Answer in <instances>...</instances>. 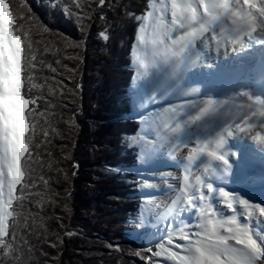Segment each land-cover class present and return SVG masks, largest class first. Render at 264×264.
<instances>
[{"label":"snow or ice","instance_id":"snow-or-ice-1","mask_svg":"<svg viewBox=\"0 0 264 264\" xmlns=\"http://www.w3.org/2000/svg\"><path fill=\"white\" fill-rule=\"evenodd\" d=\"M73 2L76 8L85 6ZM97 2L105 4V0ZM24 6L21 0L19 8ZM146 9L142 15H134L125 6V15L138 23L129 48V66L134 74L125 95L132 104L128 118H138L140 127L136 137H124L121 143L133 150L139 148L140 165L167 150V159L182 167L185 174L175 199L171 205H164L163 211L160 206L156 211L149 209L151 215L146 218L144 201L152 197L143 195L140 214L122 221L127 227L121 231L140 236L150 230L154 234L129 254L138 257L141 264H264V228L254 230L264 225V202L245 199L220 183L221 176L238 167L241 183L258 182L264 187V0H146ZM16 11L17 5L0 0V264H22L17 208L23 209L30 196L42 195L33 191L37 186L33 165L39 161L42 147L50 143L46 127L44 139L36 141L41 128L38 121L46 113L37 107L43 94L32 91L37 88L33 82L36 52L24 24L14 27L18 23ZM33 19L32 15L19 17L21 21ZM81 31H85L83 25ZM97 38L108 41V30H101ZM62 39L66 47L79 48L82 43ZM221 49L223 61L218 59ZM212 52L217 53L214 64L209 63ZM229 52L235 55L229 56ZM197 69L212 74L219 88L212 90L205 87V81L191 80ZM144 81H151L152 87L141 94L138 89ZM221 96L226 98L219 99ZM161 103L166 106L161 107ZM63 122L71 132L75 116ZM189 126H194L197 134L181 139ZM233 141H251L258 152L243 145L233 149ZM182 147L188 149L186 157L180 152ZM64 159L71 160V154ZM194 162L204 167L192 183ZM77 167L71 164V169ZM58 171L67 182L76 175L75 171L69 174L68 169ZM104 171L124 174L125 170L105 165ZM136 175L143 181L137 188L144 192L148 178L140 171ZM39 179L47 191L48 179L43 175ZM17 186L19 195L15 194ZM65 191L62 201L51 203H61L70 216L71 190ZM217 197L233 214L216 206ZM37 203L42 204V200ZM237 204L240 208L235 207ZM241 211L243 220L236 215ZM24 227H28L27 220ZM105 246L116 253L123 251L119 244L108 242ZM33 251L28 249L29 261Z\"/></svg>","mask_w":264,"mask_h":264},{"label":"trees","instance_id":"trees-1","mask_svg":"<svg viewBox=\"0 0 264 264\" xmlns=\"http://www.w3.org/2000/svg\"><path fill=\"white\" fill-rule=\"evenodd\" d=\"M7 2L17 5L18 23L14 27L24 24L36 52L33 82L37 88L32 91L34 95L43 94L37 107L46 113L38 121L41 128L36 141L44 139L45 127L49 132L47 140L50 141L42 147L40 159L33 165L37 185L33 191L42 195L30 196L23 202V209L17 208L20 212L17 217L20 225L17 243L23 253L22 264H140L138 257L129 254V250L136 245L130 241H120L123 235L121 229L125 226L117 228L120 218L126 219L124 210L129 204L132 210L127 216L136 213L133 206L135 201L131 202L125 195L113 191L111 182H115L114 177L111 178L110 173L109 176L102 173H106L105 165H123L118 154L116 162H112L113 157L110 156L112 150L119 152L118 145L115 146L113 142V135L108 137L109 133L113 134L112 130L115 131L113 126H120L123 130L132 128L131 123L122 118V113L120 118V107H126L123 95L125 85L121 81L123 75L130 72L129 69H123L122 75L121 67L126 63L122 54H127L125 40L131 43L138 23L125 15V6L134 15H142L147 10L146 0H105L104 5H98L97 0H76L85 5L83 8H76L73 0H23L25 6L22 10L19 8L21 0ZM20 15H32L34 21H21ZM81 16L84 18L78 20ZM101 16L106 19H101ZM81 25L85 28L84 32L81 31ZM44 28L48 31H43ZM115 28H121L123 32L120 45L109 39L104 41L97 38L103 29L108 30L110 38ZM62 38L82 43L79 48L66 47ZM102 65L117 69L114 81L118 84L115 86V107L112 111L109 108L112 99H108L109 103L105 101L106 91L103 87L109 83L110 76L104 74ZM100 88H104L103 91H99ZM49 104L51 107H48ZM73 115L76 124L69 132L63 121ZM109 123L112 124L110 131L106 130ZM52 129L57 131L53 132ZM123 150L128 154L125 144ZM120 152L123 153L121 149ZM69 153L72 159L65 160L64 156ZM72 163L78 167L71 169ZM59 169H68L69 174L75 171L76 175L67 182ZM41 175L49 181L47 191L39 179ZM106 177L107 182L104 181ZM123 181V177L116 176V184L128 189ZM66 189L71 190L70 216L64 213L61 203H51L52 200L62 201L67 194ZM15 194L19 195V186ZM41 200L42 204H38L37 201ZM13 203L16 205L15 201ZM25 220L27 228L24 227ZM66 231L74 234L65 235ZM8 239H11V235ZM108 242L119 244L123 249L118 253L119 257L105 246ZM29 248L34 250L31 261L28 259Z\"/></svg>","mask_w":264,"mask_h":264},{"label":"rangeland","instance_id":"rangeland-1","mask_svg":"<svg viewBox=\"0 0 264 264\" xmlns=\"http://www.w3.org/2000/svg\"><path fill=\"white\" fill-rule=\"evenodd\" d=\"M168 19H171V16L169 14H168ZM125 32L127 33V31H125ZM122 36H123V32H122L121 28H115V29H112V33H111V36H110L109 40H111V42H113L114 44L118 45V43L120 42V38H122ZM104 50H106V49H104ZM130 64H131V60H130V63L128 65H130ZM106 65H108V64H106ZM106 65L105 66L102 65V68L105 70L104 74L110 76V78H109V83L106 84V86H103V87L105 88V91H106L105 95H106L107 101H108L109 98L112 99V102H113L112 105H111V108H112L114 106L115 98H116V95H115L116 94L115 93L116 92V87L115 86L118 84L117 81H114V75H115L117 69L114 68V67H111V66H109V68H107ZM111 71H112V73H111ZM121 73L123 75V71L122 70H121ZM130 74L131 75H129V76H130V79H131V77H132V75L134 73L131 72ZM117 78L119 80V77H117ZM106 82H107V80H106ZM151 87H152V82L151 81H144V82H142L140 84L138 91L141 94L147 93V92H149L151 90ZM104 88H100L99 91H103ZM100 102L102 104L106 105L105 102H102V101H100ZM96 106H98V105L96 104ZM160 106L164 107V104H161ZM148 111H152V108H149ZM110 128L111 127L109 125H107L106 130L110 131L111 130ZM114 129H115V131L113 130V134L109 133L108 137L110 138V137H112L111 135H113V142H114L115 146L118 145L117 149H118L119 152H113V150L111 151L110 156L113 157L112 162H116L117 161V159H116L117 155L116 154H118V159L120 161L124 160V161L128 162L129 158H131L132 160L135 159L137 161V152H139V148L135 152L136 154H134V153L130 154V151H129V149L127 147H126V149L128 151V154L120 152V149L122 151H124L123 150V145L124 144L121 143V139H122V137L124 138V136H125L124 132H125L126 128L123 130V128L120 127V126H114ZM136 135H137V133L136 134H131L132 137H136ZM141 136H142V132H141ZM137 139H139V138H137ZM113 147H114V145H113ZM144 164L146 165V168L142 167L141 170H138V171L142 172L143 176L148 178V185L144 186V192L143 193H144V195H150L152 197L151 200H145L144 201V203H145L144 211L147 210V209L148 210L151 209V211H156L157 210V206H160V209H162L163 206L166 205V203L169 201V199L174 195V193L176 191L175 179L177 177L174 176V172H173L172 168L169 167L170 165H162V168L161 167H154L153 163L151 162L150 157L145 161ZM147 166H149L151 169H149ZM163 168H165V171L161 170ZM110 174H111V178L114 177V179H115L116 174L115 173H110ZM166 174H168L170 176H168V175L166 176ZM102 175H104V176L108 175L109 176V173H107V172L104 173V174L102 173ZM161 177H163V179H161ZM167 178H170L171 180L167 181ZM172 178H174V179H172ZM162 180H164V182L167 183V184L162 183V182H160V183L156 182V181H162ZM104 181L107 182V177L104 178ZM111 184H112L113 191H115V190H117L119 188L118 184H116V181L115 182H111ZM138 184L143 185V181L138 179ZM163 185H166L167 187L162 189V190H160V188ZM153 187L157 188V191L145 192L146 189L153 188ZM152 193H155V194H152ZM151 211L149 210V211H145V212L151 213ZM150 215H148V216H150ZM145 233L148 234V235L149 234H153L150 230L146 231ZM147 239H151V238H147ZM115 255H116V257H119L118 253H115ZM135 258H137V257H135ZM157 259H163V257L157 258ZM114 264H117V263H114Z\"/></svg>","mask_w":264,"mask_h":264},{"label":"bare ground","instance_id":"bare-ground-1","mask_svg":"<svg viewBox=\"0 0 264 264\" xmlns=\"http://www.w3.org/2000/svg\"><path fill=\"white\" fill-rule=\"evenodd\" d=\"M89 2H90V0H89ZM92 3V2H91ZM93 4V3H92ZM92 8V7H91ZM169 15H170V13H169ZM34 21V20H33ZM169 21H170V19H169ZM32 24H34V23H32ZM31 25V24H30ZM35 26V25H34ZM36 27V26H35ZM51 44V43H50ZM46 46H47V44H46ZM223 52V49H221V52H220V54ZM220 54H219V57H218V59L220 60V61H222V60H224V59H222V58H224V57H221L220 56ZM103 55V54H102ZM233 55H235L234 53H231V52H229V56H233ZM211 57H212V59H211V61H209V63H216L217 62V53H215V52H212L211 53ZM129 70L131 71L132 69L131 68H129ZM208 77L210 78V74H204V73H201L200 72V70L199 69H197V70H195L192 74H191V76H190V79L191 80H193V81H205V87L206 88H209V89H212V90H216V89H218V87L215 89V86L213 87V88H210V87H207V85H206V82H207V80H208ZM212 77V76H211ZM217 85V84H216ZM97 90V89H96ZM237 91H239V89H237ZM219 99H225L226 97H223V96H221V97H218ZM106 102H107V100H105ZM174 103H178V101H173ZM241 101H239V100H237L236 101V103H240ZM107 103H109V101L107 102ZM106 104V103H105ZM163 104V103H162ZM164 106H166V105H164ZM110 108V107H109ZM106 111V110H105ZM107 113H108V111H107ZM106 116V115H105ZM104 116V117H105ZM102 117V116H101ZM103 118V117H102ZM105 118H107V117H105ZM129 122V121H128ZM110 125L109 126H111L112 124L111 123H109ZM101 125V124H100ZM102 126V125H101ZM131 126H132V128L130 129V130H132V131H134V132H137L139 129H137L136 130V128H135V124H133V123H131ZM102 129L104 128L105 129V127H101ZM112 128V127H111ZM113 128H114V126H113ZM112 130V129H111ZM197 129L194 127V126H189V127H187V128H185L183 131H182V133H181V139H184V140H188V139H191V138H194L195 137V135L197 134ZM105 132V131H104ZM112 132H113V130H112ZM101 134V133H100ZM123 136V135H122ZM123 138V137H122ZM108 143H109V141H107ZM245 142V146H247V144H248V142H250V141H244ZM190 146H194V145H190ZM111 147V146H110ZM230 147H231V145H230ZM128 152V151H127ZM180 152H182L183 153V155H184V157H186L187 155H188V149L187 148H184V147H182L181 149H180ZM123 153H124V151H123ZM127 154V153H126ZM179 154V153H178ZM163 156H166V158L165 159H162V158H160V157H163ZM109 157V156H108ZM150 159H151V161L153 162V163H155V164H158V163H160L161 162V164H163L162 163V161H164V160H166V161H170V160H168L167 159V150H165V152H164V154H162V153H155V154H153L151 157H150ZM171 163L170 164H168V163H166L165 165H170V167L172 168V170L174 171V175H176V179H175V188H176V192H175V196H176V194L178 193V191H179V188H180V180L183 178V175L185 174L184 173V170H183V168L182 167H178L173 161H170ZM194 164H196L195 162H194ZM120 167L121 169H122V166H119V165H116L115 167ZM203 164H196V166L194 167V169L192 170V176L190 177V179H191V181L193 182L194 180H195V177H196V175H199L200 174V172H202L203 171ZM118 175H120L121 177H123L122 176V174H118ZM169 180H171L170 178H169ZM156 182H158V183H160V182H162V183H164V180H162V181H156ZM230 192H234V191H230ZM236 193H238L239 195H241V196H243V194H242V191L241 190H239V191H235ZM175 196L173 197V199H175ZM172 199V198H171ZM170 199V201L169 202H167L166 203V205H171L172 204V200ZM238 205V204H237ZM216 206L217 207H219V208H223V205L222 204H220L219 203V197H217V203H216ZM164 209V208H163ZM223 210L225 211V213H227V214H230V211L229 210H227L226 208H223ZM145 211H149L148 209L147 210H145ZM145 211H144V215L146 216L147 214L148 215H150L151 213H148V212H146L145 213ZM160 211H162L161 209H160ZM148 217H150V216H148ZM147 217V218H148ZM238 219H241L240 217L238 218ZM149 226H151V225H149ZM161 226H163V225H161ZM122 239H125V237H124V235H122ZM232 243H234V241L232 242ZM129 264V263H128Z\"/></svg>","mask_w":264,"mask_h":264}]
</instances>
